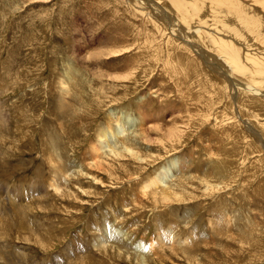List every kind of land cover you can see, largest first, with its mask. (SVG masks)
<instances>
[{
    "label": "rangeland",
    "instance_id": "374dc122",
    "mask_svg": "<svg viewBox=\"0 0 264 264\" xmlns=\"http://www.w3.org/2000/svg\"><path fill=\"white\" fill-rule=\"evenodd\" d=\"M146 1L0 0V264H264V0Z\"/></svg>",
    "mask_w": 264,
    "mask_h": 264
},
{
    "label": "bare ground",
    "instance_id": "6f19581e",
    "mask_svg": "<svg viewBox=\"0 0 264 264\" xmlns=\"http://www.w3.org/2000/svg\"><path fill=\"white\" fill-rule=\"evenodd\" d=\"M142 3H143V6H145V7H149L148 5H147V1L146 0H140ZM222 1V0H221ZM150 2V1H149ZM148 2V3H149ZM210 2V1H209ZM218 2V1H217ZM224 2V1H223ZM243 2V1H242ZM244 2H245V0H244ZM153 4V3H152ZM156 4V3H155ZM222 4V3H221ZM224 4V3H223ZM150 5H151V2H150ZM211 5V4H210ZM248 5V4H247ZM152 6H150V8H151ZM154 7V6H153ZM227 8V7H226ZM141 9V8H140ZM159 9V8H158ZM142 10V9H141ZM170 10V9H169ZM249 10V9H248ZM253 10V9H252ZM144 11V10H143ZM146 11V10H145ZM158 11V10H157ZM163 11V10H162ZM161 10H159V12H162ZM231 11V10H230ZM237 12V11H236ZM235 12V13H236ZM246 12V11H245ZM257 12V11H256ZM259 12V11H258ZM164 13V12H163ZM202 13V12H201ZM232 13H233V11H232ZM240 13V12H239ZM247 13V12H246ZM245 13V14H246ZM257 14V13H256ZM253 14H251V16H252ZM259 15V14H258ZM233 16V15H232ZM231 17V16H230ZM159 18V17H158ZM165 18V17H164ZM160 19H162V18H160ZM200 19V18H199ZM225 19V18H224ZM151 20V19H150ZM220 20V19H219ZM226 20V19H225ZM238 20V19H237ZM262 20V19H261ZM153 21V20H152ZM154 21H156V20H154ZM222 21H223V19H222ZM221 21V22H222ZM231 21V20H230ZM249 21V20H248ZM242 22V21H241ZM229 24V23H228ZM234 25V24H233ZM248 25V24H247ZM225 26V25H224ZM222 27V26H221ZM227 27V26H226ZM218 29V28H217ZM230 29H231V27H230ZM220 30V29H219ZM222 30V29H221ZM264 30V29H263ZM237 32V31H241V30H239V29H231L230 31L229 30H225L224 31V33H234V32ZM252 31V30H251ZM235 32V33H236ZM244 32V31H243ZM253 32V31H252ZM257 32V31H256ZM263 34V33H262ZM188 35V34H187ZM228 35H230V34H228ZM244 35V34H243ZM241 37V36H240ZM210 38V37H209ZM225 38H227V37H225ZM113 39H115V38H113ZM214 40V39H213ZM215 41V40H214ZM233 41V40H232ZM251 41V40H250ZM245 42V41H244ZM193 43V44H192ZM236 43V42H235ZM115 44V43H114ZM136 44V43H135ZM245 44V43H244ZM109 45H111V44H109ZM186 45L188 46V47H190L191 49H197V47H196V45L194 44V42H190V39L189 40H187V42H186ZM238 46H241V45H238ZM257 47V46H256ZM199 48V47H198ZM252 51V50H251ZM250 51V52H251ZM260 51V50H259ZM113 52V51H112ZM192 52H193V50H192ZM195 53H196V51H194ZM248 52V51H247ZM257 53V52H256ZM149 54V53H148ZM263 55V54H262ZM121 56V55H120ZM202 56V55H201ZM264 57V56H263ZM208 59V58H207ZM226 60L228 61V64H229V66L231 67V69L233 70V71H235V72H237V73H241V69H240V67L239 66H236V64H233V62L232 61H230V60H228V58H226ZM250 60V59H249ZM247 62H248V60H247ZM211 63V62H210ZM227 63V62H226ZM258 65V64H257ZM211 67V66H210ZM253 67V66H252ZM212 68V67H211ZM254 68V67H253ZM258 68V67H257ZM261 69V68H260ZM213 70V69H212ZM217 70V69H216ZM254 70V69H253ZM203 71V70H202ZM231 71V70H230ZM244 71V70H243ZM255 71V73L254 72H252V73H254V75L253 76H262V75H264V73H262V72H260L259 71V69L258 70H254ZM212 72V71H211ZM220 72V71H219ZM251 73V72H250ZM251 73V74H252ZM220 75V74H219ZM244 75V74H243ZM247 75V74H246ZM228 76V75H227ZM248 76V75H247ZM70 77V76H69ZM225 76H224V74H223V78H224ZM226 78H228V77H225V80H226ZM248 78V77H247ZM250 79H251V76H250ZM254 79V78H253ZM73 80V79H72ZM229 84H233V82L229 79ZM234 81V80H233ZM226 82H228V80H226ZM226 85V84H225ZM233 85H235L236 87H238V89L237 90H239V89H241L242 90V88L244 87V89L245 90H247V91H251V92H253V93H259L260 91L259 90H257V86L256 87H253V86H251V85H246V86H243L244 84H240V82H238V81H234V84ZM229 86V85H228ZM235 86L233 87V88H235ZM242 87V88H241ZM213 88V87H212ZM228 88V87H227ZM63 89H64V91H67V90H69V88L67 87V84H64L63 85ZM243 89V90H244ZM236 92V91H235ZM168 93V92H167ZM206 94V93H205ZM249 94H251V93H249ZM78 97V96H77ZM138 98V97H137ZM261 100V99H260ZM66 97H64L63 98V101H62V105H61V108L63 109L66 105ZM1 113V112H0ZM114 115V113L113 114H110V116H113ZM145 115V114H144ZM3 117V116H2ZM114 119V118H113ZM180 119V118H179ZM117 120V119H116ZM4 121V120H3ZM114 121V120H113ZM110 122H112V121H110ZM114 122H116V121H114ZM1 123V122H0ZM121 123V122H120ZM3 124V123H2ZM117 126H118V129L116 130L115 129V126L114 127H112L111 125H109V127H108V129H106L105 131L104 130H101L100 129V131L98 132V134H97V136L99 137V142L101 143L98 147H93L92 148V155H91V160L93 161V163H94V165H95V167H97V168H101V167H103V163H104V161H107V160H109V159H111V157L112 158H123L124 156H122V155H120L119 154V152L118 151H116V150H114L113 148H112V141L115 143H117V142H120V140L123 138V137H125V135L128 133V131L130 130L129 128H126L124 125H122V124H119V122L117 121ZM252 125V124H251ZM215 126V125H214ZM141 127H143L142 125H141ZM174 128V127H173ZM129 129V130H128ZM161 130V129H160ZM172 130V129H171ZM187 129H186V126H180L179 128H178V130L177 131H174V133H173V135L174 136H176V139L178 138L179 140H180V137H181V140H182V137L184 136V134H185V132H187L186 131ZM158 131V130H157ZM170 132V131H169ZM143 133V132H142ZM147 133V132H146ZM164 134H166V133H164ZM167 134H168V132H167ZM170 134V133H169ZM176 134V135H175ZM146 138H147V136H146ZM172 138V137H171ZM171 138H169V139H171ZM148 139V138H147ZM150 139V138H149ZM178 139H177V142H178ZM180 142V141H179ZM58 143V142H57ZM97 143V142H96ZM153 143V142H152ZM56 145H59V144H56ZM90 148V147H89ZM59 150V149H58ZM58 150H57V152H58ZM107 151H109L110 153H107ZM130 152V151H129ZM112 154V155H111ZM53 155V154H52ZM54 156H56V155H54ZM58 156V155H57ZM119 156V157H118ZM59 157H61V156H59ZM106 157V159H104ZM62 158V157H61ZM108 158V159H107ZM56 159V158H55ZM60 159V158H59ZM59 161V160H58ZM91 161V162H92ZM57 162V161H56ZM90 163V162H89ZM209 164V163H208ZM223 165V164H222ZM58 167H56V170H55V173H60V174H63L62 176H65L66 175V173L65 172H67L66 171V169H65V167H64V165L63 164H59V165H57ZM81 166V165H80ZM67 168V167H66ZM165 170H163L162 172H164ZM215 171V170H214ZM166 172V171H165ZM168 172V171H167ZM54 173V172H53ZM72 174V173H71ZM170 173H168V174H161L160 173V175H157L156 177H154V178H152L150 181H148V183L144 186V187H142V193L143 194H145L146 192H148V191H157L158 189H161V190H163V189H165L166 191H167V187L171 184L170 183V181H173V179L176 177V176H171V175H169ZM230 174V173H229ZM58 174L55 176V178L53 179V180H51L52 181V184H51V187H53V188H55L56 190H58V184L60 183L59 182V180H58ZM84 177V176H83ZM89 178V177H88ZM91 178V177H90ZM215 178V177H214ZM66 180H67V178H66ZM68 181V180H67ZM50 187V188H51ZM80 188V187H79ZM179 190V189H178ZM59 191V190H58ZM87 192V191H86ZM58 194V193H57ZM41 195H43L42 194V192H40V190H34V191H32V193L31 194H28V196H27V198H30L31 199V201H32V198H34V197H37V196H41ZM177 195V194H176ZM209 195V194H208ZM29 196H31V197H29ZM178 196V195H177ZM164 198H167L166 196H164ZM169 198V197H168ZM25 200H27V199H25ZM28 201V200H27ZM167 201V200H166ZM226 216V215H225ZM222 224V223H221ZM221 226V225H220ZM174 229V228H173ZM169 233V232H168ZM173 233V230H171V232H170V234H172ZM163 235V234H162ZM250 235V234H249ZM103 237L101 238L102 239V241L98 244L99 246H101V245H105V244H108L109 242H112V240L114 239L113 238V236H110L109 234H107V235H102ZM171 237V236H170ZM173 237V236H172ZM221 237V236H220ZM224 237V236H223ZM257 241V240H256ZM39 243V242H38ZM219 243V242H218ZM244 243V242H243ZM41 244V243H40ZM177 244H179V242H177ZM42 246H44L43 244H42ZM161 246H162V244H161ZM161 246L160 245H155V244H152L151 245V248H150V250H155L156 248L157 249H160L161 248ZM222 246V245H221ZM81 250V249H80ZM140 250V249H139ZM178 251V250H177ZM157 252V251H156ZM153 254H155V252L153 253ZM178 254H179V252H178ZM147 258V257H146ZM54 264V263H53Z\"/></svg>",
    "mask_w": 264,
    "mask_h": 264
}]
</instances>
